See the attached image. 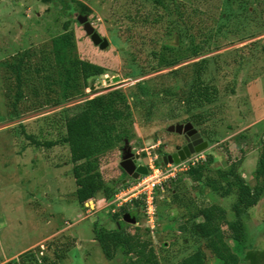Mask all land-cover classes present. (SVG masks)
<instances>
[{"label":"trees","instance_id":"trees-1","mask_svg":"<svg viewBox=\"0 0 264 264\" xmlns=\"http://www.w3.org/2000/svg\"><path fill=\"white\" fill-rule=\"evenodd\" d=\"M42 1L51 3L66 20L62 23V32L53 36L40 51L33 53L27 49L9 63H1L8 77L14 79L13 88L11 83L7 87L15 90L13 99L7 98V94L3 96L6 99L7 120H17L24 113L40 110L44 104L58 108L51 117L45 118L48 123L45 132L40 133L43 139L26 133L21 124L11 133L12 137H24L22 141L19 140L20 143L26 142L22 150L31 147L36 151L58 149L65 153L62 156L63 159L66 157V164H71L74 194L79 206L86 209L85 203L90 200L95 202L97 198L110 202L130 187L128 179L131 178L119 166L124 144L126 142V147L130 149L133 137L130 127L132 109L128 97L135 107L144 111V115L150 113L155 100L160 101L169 107L170 119H177L175 124L190 123L209 146L218 143V139L203 126L212 117L205 108L217 101L221 89H226V86L220 88L219 85V77L223 76H220L224 69L222 64L225 63L218 61L219 55L206 56L220 48L213 42H217L218 38L227 40L229 32L237 37L242 36L239 38L242 40L253 36L257 31L256 26L264 25L256 20L257 8L260 6L258 0L257 7L256 4L252 5L255 0H221L224 9L213 20L201 17L202 11L196 8L189 10L177 0H134L138 7L135 20L129 18V24L133 25L140 18L139 21L144 26L149 25L150 30L151 26H161L163 35L154 34L155 46L147 55L148 62L143 64H140L137 53L127 48L129 37L120 41L115 30H112L111 44L126 60V76L130 79L167 70L162 77H158L160 89L157 90L156 85H148L150 81L140 80L135 83L134 93L130 96L120 89H114L93 97H88V88L107 69L76 53L77 40L72 27L73 23L78 24V15L86 16L89 22L91 9L78 0ZM143 6L150 7L149 12L156 15L142 13ZM229 24L232 25L230 30ZM78 27H81L88 44L87 50L102 56L107 50H99L84 35L82 26L78 24ZM261 53H264V49H261ZM210 63L213 66H209ZM55 85L59 86L57 93L50 98V91ZM74 98L80 102L74 105L73 113L68 114L69 107L60 105ZM263 123H259L256 141L252 145L257 158L248 179L243 178L239 171L248 152L245 132H242L232 140L235 147L227 152L229 157L224 159L226 164L217 166V152L210 149L205 152L204 159L189 165L185 171L177 172L154 189L153 205L156 211L158 206H164L166 214L176 210L181 221L177 227L179 234L183 235L185 244H190L188 248L191 250L173 264H264L262 237L257 232L249 234L244 221V218L248 219L250 210L264 199ZM262 126L263 130H260ZM226 144H221L219 148H226ZM155 154L159 157L155 166L160 167V157L164 153L161 148H157ZM112 163H116L117 170ZM161 193L166 196L158 202L157 196ZM200 197H208L212 202L205 206L195 203L193 206L192 200ZM226 198L231 199L226 206L219 204V199ZM145 207L144 196L140 195L113 210L111 205L108 206L114 228H107L97 221L93 223V241L106 260L112 261L121 255V264H160L149 237L148 226L141 229L134 227L129 231L127 226L131 224L123 221L124 215L134 219V223H138L141 214L147 218ZM154 214L156 218L163 216L160 211ZM60 236L47 241L44 252H23L15 264H62L73 244V238L69 237L67 242L60 243ZM161 248L164 249L163 246ZM207 254L213 258L212 263Z\"/></svg>","mask_w":264,"mask_h":264},{"label":"rangeland","instance_id":"rangeland-1","mask_svg":"<svg viewBox=\"0 0 264 264\" xmlns=\"http://www.w3.org/2000/svg\"><path fill=\"white\" fill-rule=\"evenodd\" d=\"M78 1L91 9L90 24L100 34L98 35L109 43V48H105L107 51L102 56L91 54L86 48L88 44L81 27L72 24L77 40L76 53L107 69L103 75L93 80L88 88L90 91L88 97L114 89H120L130 96L134 93L135 83L140 80L150 81L148 85H156L155 88L159 90L158 77H162L167 70L152 72L134 80L128 78L126 60L111 44V35L112 30H115L120 41L129 37L130 44L127 48L137 53L140 64H143L148 62L147 55L155 46L154 34L161 36L164 29L161 26H151L150 30L149 25L144 26L139 21L140 18L136 19L133 25L129 24V18L135 20L138 7L134 0ZM258 1L260 6L257 8L256 20L257 23L264 24V0ZM177 2L182 3L189 10L199 9L203 13L201 17L212 20L216 19L224 9L221 0H177ZM256 3V0L255 3L252 1L253 6ZM257 6L256 4L255 7ZM149 10L150 7L147 6L141 9L142 13H149V16L156 15ZM65 20V17L58 14L57 8L42 0H0V264H15L18 256L28 250L44 252L45 243L55 236H60L61 233L65 235L60 236V243L73 238V244L65 254L62 264L122 263L121 255L112 261L104 258L98 245L93 241L92 227L97 221L107 228H114L115 223L110 219L111 210L107 205H114L112 209H115L132 198L128 197L123 201L120 199L113 204L112 201L105 202L97 198L92 205L88 204V207L93 209H84L76 202L71 164H66V157L63 159L62 156L65 153L58 149L36 151L31 147L22 150L26 142L20 143V141L24 137L21 135L12 137L11 132L21 124L26 133L43 139L44 136L40 133L45 132L48 123L45 118L51 117L58 108L44 104L40 110L24 113L17 120H7L6 99L3 96L7 94V98L13 99L15 90L7 87L11 83L13 88L14 79L8 77L4 64L1 63L6 61L9 63L17 54L27 49L33 53L40 51L53 36L62 32V23ZM231 27L232 25L229 24L228 29L230 30ZM255 28L257 31L250 38L239 40L242 36L237 37L230 32L226 36L227 40L218 38L217 42L213 43L220 48L206 56L209 58L219 55L218 61H224L222 62L225 63L222 64L224 69L220 74L223 76L219 77V85L220 88L226 86V89H221L217 101L205 108L212 117L203 127L208 128L211 135L218 139V143L210 145V149H215L217 152L215 153L217 166L225 163L224 159L226 156L229 157L227 152L235 147L232 140L245 132L248 152L239 168L241 176L245 179L249 178L256 164L257 152L252 145L256 141L255 134L259 123L264 122V53H261V49H264V25ZM238 60L239 64L236 63ZM209 66H213L212 63ZM113 77H118L119 81L111 82ZM58 87V85L52 87L50 98L57 93ZM128 101L132 109L130 127L133 132L130 149L132 153L141 154L137 165L146 166L149 159L156 155L157 148H161L163 153L167 154L174 144L181 143L180 136L166 132V128L175 124L177 120L170 119L169 107L155 100L150 113L144 115L141 108L134 106L131 98L128 97ZM78 102L80 101L74 98L61 104L60 107H69L68 114H72L73 107ZM262 128L263 126L259 129L263 130ZM224 143H227V149L224 146L220 149L219 147ZM116 163H112L114 169ZM128 182V185L135 183L129 179ZM164 196L166 194H159L158 202H161ZM195 199L192 200L193 206L195 203L205 206L212 202L208 197ZM230 201V198L219 199V204L226 206ZM153 208L151 218L141 214L138 223H130L127 229L131 231L134 227L141 229L148 226L149 237L159 263H176L191 250L188 248L190 244H185L183 235L179 234L177 227L180 226L181 221L178 220L176 210L168 211L169 214H166L164 206H158L157 211L155 205ZM158 211L163 215L161 218H156L154 214ZM244 221L249 234L257 232L262 237L261 248L264 249V199L250 210L248 219L244 218ZM207 258L211 263L213 262L209 254Z\"/></svg>","mask_w":264,"mask_h":264},{"label":"water","instance_id":"water-1","mask_svg":"<svg viewBox=\"0 0 264 264\" xmlns=\"http://www.w3.org/2000/svg\"><path fill=\"white\" fill-rule=\"evenodd\" d=\"M77 23L82 26V29L86 36L89 37L91 43L98 47L100 50H104L108 46V41L105 38H102L94 31V28L88 22L86 16L78 15L76 17ZM109 82L108 79H106ZM115 83L119 81L118 77H113L110 80ZM168 133H177L178 135L185 134L188 138L186 140L187 144L184 147H175V153L172 155H164L161 157L162 164L174 163L178 164L180 161H183L185 158L189 157L191 154L199 153L205 151L208 148V143L203 141L200 134L192 127L190 123L186 124H173L166 128ZM190 141V142H189ZM138 159V154H131L130 150L126 148V142L122 150L121 161L119 166L121 169L131 177L133 180L139 179L141 176L147 175V167L144 165H136ZM124 222L134 223V219L129 218L128 215H124Z\"/></svg>","mask_w":264,"mask_h":264},{"label":"built area","instance_id":"built-area-1","mask_svg":"<svg viewBox=\"0 0 264 264\" xmlns=\"http://www.w3.org/2000/svg\"><path fill=\"white\" fill-rule=\"evenodd\" d=\"M156 156L149 159L148 169L149 176L140 180L137 184L122 191L115 197V202L128 197L135 198L140 195L145 196L146 202V214L150 217L153 214V192L154 189L161 184V182L173 177L177 172L184 171L188 165H193L197 160L195 157L189 159L187 162L180 164L179 166L169 165L165 168H158L155 166ZM130 200V199H128ZM151 218V217H150ZM151 221V220H150Z\"/></svg>","mask_w":264,"mask_h":264},{"label":"clouds","instance_id":"clouds-1","mask_svg":"<svg viewBox=\"0 0 264 264\" xmlns=\"http://www.w3.org/2000/svg\"><path fill=\"white\" fill-rule=\"evenodd\" d=\"M197 132H198V131H197ZM200 136H201V135H200ZM201 138H202V137H201ZM202 139H203V138H202ZM203 141H205V140L203 139ZM206 142H207V141H206ZM207 143H208V142H207ZM126 148H127V147H126ZM128 149H129V148H128ZM129 150H130V153H131V154H133V155L136 154V153H132V152H131V149H129ZM208 150H210V146H209V144H208V148H207L205 151H202V152H199V153L191 154L189 157L185 158L183 161H180L178 164H174V163H171V164H170V163H167V164L161 165V164H162V161H160V167H158V168H165V167H167V166H169V165H172V166H179L180 164L187 162L189 159H191V158H193V157H195V158L197 159V160L195 161V163H197L200 159H204V154H205V152L208 151ZM137 154H138V159H139V158H140V153H137ZM154 156H156V160L158 161L159 157H158L157 155H154ZM162 156H163V155H162ZM162 156H161V157H162ZM161 157H160V160H161ZM138 159H137V161H138ZM156 160H155V162H156ZM120 161H121V160H120ZM195 163H194V164H195ZM194 164H193V165H194ZM136 165H137V162H136ZM144 166H145V165H144ZM188 166H189V165H188ZM146 167H147V171H148V172H147V175H146V176H141V177H140L139 179H137V180H133V179H131V180L135 181V183H132V184L130 185V187H132L133 185L137 184V183H138L140 180H142L143 178L149 176L150 172H149V169H148V163H147ZM187 169H188V167H187ZM187 169H186V170H187ZM184 171H185V170H184ZM174 176H175V175H174ZM174 176H173V177H174ZM130 178H131V177H130ZM171 178H172V177H171ZM169 179H170V178H169ZM167 180H168V179H167ZM167 180H165V181H167ZM165 181H163V182H165ZM163 182H162V183H163ZM162 183H161V184H162ZM161 184H160V185H161ZM160 185H159V186H160ZM130 187H129V188H130ZM127 189H128V188H127ZM127 189H125V190H127ZM125 190H124V191H125ZM121 192H122V191H121ZM121 192H120V193H121ZM120 193H119V194H120ZM117 195H118V194H117ZM117 195H116V196H117ZM116 196H115V197H116ZM143 196H144V195H143ZM115 197L113 198V200H112V202H111L112 204L115 202ZM135 198H136V197H135ZM153 199H154V198H153ZM144 201H145V196H144ZM95 202H96V201H95ZM89 203L92 205V204L94 203V201L90 200V201H88L87 203H85V205H84L85 208H88L89 210H90V209H93L92 207H88V206H89V205H88ZM110 205H111V204H110ZM145 205H146V202H145ZM107 206H109V205H107ZM107 206H106V207H107ZM112 208H113V205H111V209H112ZM112 210H113V209H112ZM145 210H146V207H145ZM146 215H147V214H146ZM147 216H148V215H147ZM123 217H124V216H123ZM123 220H124V219H123ZM149 222H150V221H149ZM150 223H151V222H150Z\"/></svg>","mask_w":264,"mask_h":264},{"label":"flooded vegetation","instance_id":"flooded-vegetation-1","mask_svg":"<svg viewBox=\"0 0 264 264\" xmlns=\"http://www.w3.org/2000/svg\"><path fill=\"white\" fill-rule=\"evenodd\" d=\"M168 133V132H167ZM174 134H176V135H178L177 133H174ZM178 136H180L181 137V143H178V144H174L173 145V147L171 148V150H170V152H168L167 154H165L164 153V155H172V154H174L175 153V147H184L186 144H187V142H186V140L188 139L187 137H186V135L185 134H182V135H178ZM190 142V141H189ZM166 151V150H165ZM163 155V156H164Z\"/></svg>","mask_w":264,"mask_h":264}]
</instances>
